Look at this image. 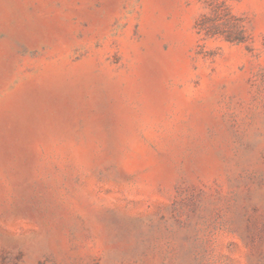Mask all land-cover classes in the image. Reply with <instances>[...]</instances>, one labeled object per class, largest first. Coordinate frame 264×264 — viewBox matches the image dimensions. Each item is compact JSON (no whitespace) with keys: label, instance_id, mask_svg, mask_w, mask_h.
I'll return each instance as SVG.
<instances>
[{"label":"rangeland","instance_id":"1","mask_svg":"<svg viewBox=\"0 0 264 264\" xmlns=\"http://www.w3.org/2000/svg\"><path fill=\"white\" fill-rule=\"evenodd\" d=\"M0 264H264V0H0Z\"/></svg>","mask_w":264,"mask_h":264}]
</instances>
